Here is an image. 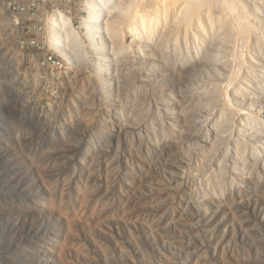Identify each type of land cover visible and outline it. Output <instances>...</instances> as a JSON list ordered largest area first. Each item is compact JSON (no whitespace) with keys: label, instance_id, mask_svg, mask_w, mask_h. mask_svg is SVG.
<instances>
[{"label":"rangeland","instance_id":"obj_1","mask_svg":"<svg viewBox=\"0 0 264 264\" xmlns=\"http://www.w3.org/2000/svg\"><path fill=\"white\" fill-rule=\"evenodd\" d=\"M88 1L0 0V264H264V0H108L62 62Z\"/></svg>","mask_w":264,"mask_h":264},{"label":"bare ground","instance_id":"obj_2","mask_svg":"<svg viewBox=\"0 0 264 264\" xmlns=\"http://www.w3.org/2000/svg\"><path fill=\"white\" fill-rule=\"evenodd\" d=\"M199 1L205 2V0H185L184 3H186L187 6L195 7L196 6L195 4H197ZM215 1H217V0H215ZM108 2H109L108 0H89L88 1L87 5H86V9L88 10L89 15L87 17H85L84 19H82V27L84 29V33L82 34L81 37H83L84 40L81 39L80 36H77V34H75V32H73L69 26L63 25L62 22H60L63 25V26H61V31H59V30L55 31L54 28L57 25L58 20L53 21L52 24L55 26L52 28L51 27L49 28V32L51 34L50 37L53 38V44L51 46H52V49L55 50V52H58V51L60 52V55H62V57L64 58L62 62H68L69 63L75 59L73 51H70V48L73 50L72 46H75L78 48L79 47H85V44L88 43V45L90 44L91 46H93V48H96V47L98 48V44H99V43H97L98 42L97 32H98V28H99L98 27V23H99L98 18L100 17V15L103 12V10H102L103 5L105 6L106 4H108ZM199 4H201V3L199 2ZM197 6H198V4H197ZM60 23H58V24H60ZM57 46H58V48H57ZM243 126H245V125H243ZM256 127L257 126H255L254 128H256ZM244 130H246V129L244 128ZM93 141H94V139H93ZM96 148H99V147H96ZM94 151L92 150L91 152H94ZM86 154L88 155V153H86ZM86 157H88V156H86Z\"/></svg>","mask_w":264,"mask_h":264}]
</instances>
